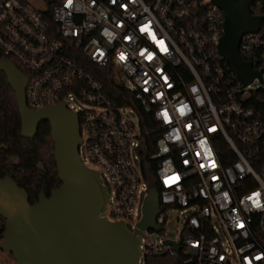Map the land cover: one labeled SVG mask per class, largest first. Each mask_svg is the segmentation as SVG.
I'll list each match as a JSON object with an SVG mask.
<instances>
[{
	"label": "built area",
	"instance_id": "1",
	"mask_svg": "<svg viewBox=\"0 0 264 264\" xmlns=\"http://www.w3.org/2000/svg\"><path fill=\"white\" fill-rule=\"evenodd\" d=\"M262 14L258 31L239 42L240 57L259 73L243 84L218 52L224 16L212 0H0V52L28 71V108L64 102L77 114L78 153L82 144L87 152L80 159L112 186L105 217L125 224L140 215L132 232L148 189L159 192V230L137 235L138 263L169 254L193 264H264V127L248 103L264 93ZM69 52L108 66L153 127L141 130L134 109ZM145 138L154 147L148 179ZM168 210L186 214L178 238L166 233Z\"/></svg>",
	"mask_w": 264,
	"mask_h": 264
},
{
	"label": "water",
	"instance_id": "2",
	"mask_svg": "<svg viewBox=\"0 0 264 264\" xmlns=\"http://www.w3.org/2000/svg\"><path fill=\"white\" fill-rule=\"evenodd\" d=\"M52 1V0H51ZM223 13V32L218 52L247 84L259 73L239 55L243 34L260 28L263 14L250 12L251 0H212ZM0 71L15 92L20 113L21 137L33 138L41 122H48L60 186L47 196L41 192L31 204L27 191L14 179L0 177V216L5 227L0 251L16 264H139V238L144 230H159V192L148 189L142 217L134 231L123 221L101 216L107 202L106 187L97 170L84 165L78 153L79 120L64 102L30 109L26 105L28 77L14 62L0 59ZM178 249V246H175ZM184 264H193L187 261Z\"/></svg>",
	"mask_w": 264,
	"mask_h": 264
},
{
	"label": "trees",
	"instance_id": "3",
	"mask_svg": "<svg viewBox=\"0 0 264 264\" xmlns=\"http://www.w3.org/2000/svg\"><path fill=\"white\" fill-rule=\"evenodd\" d=\"M250 12L252 14L264 13V0H251ZM69 55L83 63L92 72L104 85L113 100L122 106H129L134 109L139 118L141 130L153 127L154 119L151 113L141 106L129 90L115 81L108 66H97L79 52H69ZM4 58H7V56L0 52V59ZM17 67L24 73L29 74L21 66L17 65ZM248 103L256 111L264 127V93L252 92ZM20 128V113L15 99V92L8 83L4 72L0 71V177L8 176L14 179L20 187L27 191L29 202L33 204L37 202L41 192L48 196L50 191L59 187L61 183L57 178L53 156V141L50 137L48 122H41L36 135L30 139L21 137ZM153 140H155V136H152ZM259 145L261 153L264 154V133ZM153 151V144H150L148 139H143L139 153L142 174L146 179H148V169L153 167L148 160V155ZM13 158H16L17 161L14 162ZM4 227L5 220L0 216V235ZM144 264H184V262L179 256L163 254L146 256Z\"/></svg>",
	"mask_w": 264,
	"mask_h": 264
},
{
	"label": "rangeland",
	"instance_id": "4",
	"mask_svg": "<svg viewBox=\"0 0 264 264\" xmlns=\"http://www.w3.org/2000/svg\"><path fill=\"white\" fill-rule=\"evenodd\" d=\"M38 7H41V3H37ZM70 104H72L75 107H78L81 110H86L88 109V105L85 104L84 102H81L77 99H73ZM129 114L132 116V118L134 119V114L130 113ZM80 156L82 159H84L87 156V152L84 148V144H82L81 150H80ZM14 162L17 161L16 158L12 159ZM91 167L94 168L93 165H91ZM103 178V185L107 188L108 192L112 191V186L110 184V182L105 178V176H102ZM144 196V194H140L139 195V200L142 199ZM109 208L107 210H105L102 213V216H106V217H110L109 215ZM139 216H135L133 217V219H126L125 220V226L126 228H132L133 223H135L138 219ZM186 214L185 213H179L178 211L175 210H168L167 211V223H166V233L167 235L171 236L172 238H178V232L183 224V220L185 218ZM152 238H157V234L152 233V235H150ZM2 239H0V244L2 243ZM0 264H16V262L14 261V259L12 258V256L6 252H2L0 251ZM139 264H144V259L143 257H141Z\"/></svg>",
	"mask_w": 264,
	"mask_h": 264
}]
</instances>
